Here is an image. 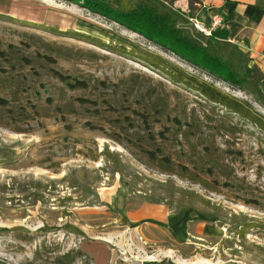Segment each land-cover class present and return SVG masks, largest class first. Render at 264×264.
Listing matches in <instances>:
<instances>
[{"label": "rangeland", "instance_id": "374dc122", "mask_svg": "<svg viewBox=\"0 0 264 264\" xmlns=\"http://www.w3.org/2000/svg\"><path fill=\"white\" fill-rule=\"evenodd\" d=\"M260 117L246 90L80 2L0 0V264H264Z\"/></svg>", "mask_w": 264, "mask_h": 264}, {"label": "trees", "instance_id": "16d2710c", "mask_svg": "<svg viewBox=\"0 0 264 264\" xmlns=\"http://www.w3.org/2000/svg\"><path fill=\"white\" fill-rule=\"evenodd\" d=\"M73 1L75 3L80 2L91 12L141 35L146 40L163 50L173 53L193 67L205 70L208 74L232 86L246 90L264 108V76L254 65H251L250 60L237 48L234 47L233 51L239 57V62L248 63L244 64L242 70L238 65L234 64V66L230 60L224 58L225 54L222 52L221 46L226 44H220L212 37L207 38L200 34L189 33V30L178 27L169 13L161 12L149 2L137 3L133 8H128L123 7L119 2L117 6H112L103 0ZM131 1L137 2L138 0ZM232 54H229V56ZM151 64L158 67L157 62L153 61ZM165 69L167 68H164L166 73ZM171 77L173 78V76ZM178 77L180 80L178 82L176 80L177 83L193 89L198 95L209 99L211 102L219 103L239 115L242 114L243 106L240 103L219 95L206 84L193 86V84L191 85L193 80L189 77ZM254 116L257 117L255 114ZM245 118L247 117L245 116ZM261 119L263 118L260 117ZM260 126L264 130V125ZM241 236H244V232L241 233Z\"/></svg>", "mask_w": 264, "mask_h": 264}, {"label": "crops", "instance_id": "0c3cea01", "mask_svg": "<svg viewBox=\"0 0 264 264\" xmlns=\"http://www.w3.org/2000/svg\"><path fill=\"white\" fill-rule=\"evenodd\" d=\"M180 17H173L180 28H186V17H193L209 27L211 16L223 18V27L211 37L220 44L235 47L245 54L264 76V0H158Z\"/></svg>", "mask_w": 264, "mask_h": 264}, {"label": "built area", "instance_id": "2783aa9c", "mask_svg": "<svg viewBox=\"0 0 264 264\" xmlns=\"http://www.w3.org/2000/svg\"><path fill=\"white\" fill-rule=\"evenodd\" d=\"M186 21V28L190 33L200 34L204 37H211L215 30L223 27V18L218 14H213L211 16V23L209 27L204 26L201 22L193 17H186L185 15H180Z\"/></svg>", "mask_w": 264, "mask_h": 264}]
</instances>
